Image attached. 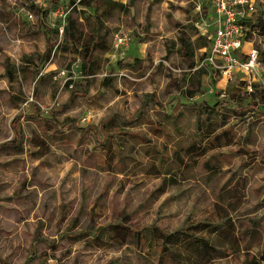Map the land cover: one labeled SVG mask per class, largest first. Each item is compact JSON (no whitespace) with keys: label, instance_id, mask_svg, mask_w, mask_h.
<instances>
[{"label":"rangeland","instance_id":"rangeland-1","mask_svg":"<svg viewBox=\"0 0 264 264\" xmlns=\"http://www.w3.org/2000/svg\"><path fill=\"white\" fill-rule=\"evenodd\" d=\"M81 1L0 0V12L7 11L0 15V264H158L157 250L149 260L133 238L118 248L121 242L91 233L112 222L175 230L204 221L218 202L229 208L231 185L224 187L234 173L249 178L245 201L232 212L240 238L254 220H261L260 232L250 261L242 244L213 264H253L264 244V84L249 95L237 80L190 68L178 38L191 39L192 61L199 60V45L209 42L197 35L195 8L201 3L210 12L206 0ZM109 2L124 7L111 9ZM255 3L251 23L264 19V0ZM68 17L78 20L81 42L94 46L86 73L75 52L81 43L57 36ZM118 32L130 36L129 47L151 42L144 60L126 58L112 68ZM253 39L264 67V37ZM200 77L198 108L228 100L213 119L223 113L237 140L201 162L221 168L218 175L171 160L178 144L197 138L195 109L181 101L192 102L185 94ZM239 98L242 117L232 110ZM237 146L258 154L252 172ZM169 175L177 184L165 190ZM148 243L141 241L143 248Z\"/></svg>","mask_w":264,"mask_h":264},{"label":"crops","instance_id":"crops-1","mask_svg":"<svg viewBox=\"0 0 264 264\" xmlns=\"http://www.w3.org/2000/svg\"><path fill=\"white\" fill-rule=\"evenodd\" d=\"M7 13L6 9H2L0 12V15L3 16V13ZM5 19L7 16H11V14H4ZM122 33V32H121ZM200 36V34H197ZM162 36L161 38H163ZM201 37V36H200ZM166 40L163 41L165 43ZM151 42H146L145 44H137L135 46H131L126 48L125 50L119 51L114 48V53L110 55L112 68H117V64L120 61L128 59L127 63H133V62H141L146 57V50L148 48V44ZM164 45V44H163ZM138 46L139 50H138ZM164 47V46H163ZM205 48V47H204ZM201 47L199 49L200 53L201 50L204 49ZM115 60V61H114ZM115 63V64H114ZM198 63V60L195 62V67ZM194 67V68H195ZM201 70V69H200ZM208 71V70H207ZM86 79H91L92 75H86ZM201 82L202 86V78H198V80ZM196 83V82H195ZM260 85V84H259ZM201 88V87H200ZM194 88L192 87L191 90ZM243 91L246 90V86L244 85ZM185 97H187L188 101H192L190 104H187L186 102L181 101L182 105H192V106H186V107H194L195 109V117H196V125H195V131L197 138L192 140L191 143L183 146L178 144L172 154H171V160L175 162H179V165H181L180 168H197L202 164V167L205 169V172L209 174H221L222 170L218 166L212 164L210 160H205L203 163L204 158H206L209 154L216 153L218 151H222L224 149H227L229 147H233L237 145V140L233 134L232 128H229V120L224 122L221 120H214L211 119V121H200L198 120V110L201 108L199 107V103H197L196 99H199L198 92L195 96L189 97L188 92H186ZM178 129V128H177ZM229 130L232 142L229 145ZM224 131H228L225 136H223ZM178 136L179 139H181L180 135H182V132L178 129ZM222 136L220 138H216L218 135ZM178 139V138H177ZM196 146L197 150H195L194 154L189 148L191 146ZM179 146V147H178ZM205 148L206 151L203 155H201V149ZM238 151L240 152V156L242 161H247L249 165L246 168V172H252L250 168L254 165V163L257 160L258 154H250L248 150H243V147L240 148L237 146ZM192 154V155H191ZM255 155V156H253ZM253 156L252 159L253 162L250 163L248 160V157ZM194 162L191 163L190 162ZM208 168H212V171L208 170ZM193 169V168H192ZM171 175H169L170 177ZM175 179V177L171 176L169 179H163L162 188L166 190V187H169V185H175L170 183H164V180H170ZM177 184V180H176ZM231 185V186H229ZM249 185V178L246 175H238V174H231L229 176V181L226 183L224 189L229 186V208L227 206L223 207L218 202L215 204L214 208L217 212H215V215L209 218H206L204 221H197V222H187L185 227L175 229V230H167L165 228H161L158 225L151 226L149 228H144L143 230L139 229H126L124 225L118 222H112L108 225H105L101 228H99L98 232L91 233V235L94 237L95 240L99 241H110V242H121L118 248H121L125 245L126 240L129 238H133L134 243H132L139 253H142L144 256H150L148 257L149 260H152L155 257H152L156 252H158V256L156 254L157 262L160 264L159 260L161 259V264H201L199 262L194 253L193 249L188 248V244H194L200 239H204L208 241L210 246L214 249V258L209 262L208 264H213L216 261L219 260H225L230 258L233 253L238 251L239 246L242 244H245V246H242V251L244 248H246L245 253L246 254V261H248L250 258H247V256H250L249 253H251V249L253 247V242L257 240V231L260 232V223L261 220H254L250 223V227L246 232L242 235L240 238L239 229L237 226V223L235 222V219L232 216V212L239 209L242 204L245 201L246 191L248 189ZM223 208L225 210H223ZM219 209V213H218ZM126 230L129 231V233L126 232ZM162 232L166 235L176 234V238L178 239L175 245H168V251H163L165 247V243L159 238H156V243H148L145 248H143V245L141 243H137V239L139 238L142 240H147L149 237L158 236ZM145 235V238H144ZM130 236V237H129ZM264 238V237H263ZM264 240V239H263ZM190 244V245H191ZM127 245V244H126ZM199 246V245H198ZM197 250V249H196ZM152 252V253H151ZM154 252V253H153ZM148 253V254H147ZM264 253V244L260 246L259 253L256 256V258L253 259V264L257 262L258 264H264V261H261L260 258ZM190 259V261H188ZM250 261V260H249ZM260 262V263H259ZM251 264V262H250Z\"/></svg>","mask_w":264,"mask_h":264},{"label":"built area","instance_id":"built-area-1","mask_svg":"<svg viewBox=\"0 0 264 264\" xmlns=\"http://www.w3.org/2000/svg\"><path fill=\"white\" fill-rule=\"evenodd\" d=\"M210 12L201 3L196 4L200 20L196 24L200 36L208 40V46L201 50L195 69L208 70L223 79L243 82L246 91L252 93L254 86L264 84V67L260 51L254 46L257 31L250 25V17L256 13L255 0H206ZM29 18L32 13L26 11ZM60 17L66 19L67 14ZM63 20L57 36L65 35ZM131 38L127 34H115L114 48L122 51L129 47ZM78 67V62L75 63ZM86 120V119H84Z\"/></svg>","mask_w":264,"mask_h":264},{"label":"trees","instance_id":"trees-1","mask_svg":"<svg viewBox=\"0 0 264 264\" xmlns=\"http://www.w3.org/2000/svg\"><path fill=\"white\" fill-rule=\"evenodd\" d=\"M208 5V2L205 1ZM82 4H85V1H81ZM87 5H89V3H86ZM109 5L111 7V9L113 8H121L123 9V5L120 4L119 2H109ZM206 11V10H205ZM68 23L66 25V30H65V38L67 39V41H69L72 45H75L77 42L81 43V47L80 50L79 49H75V52L79 55L82 56L83 58V62L84 64V73H86V68H87V64L86 61L91 57L93 51H94V46L92 45V40L86 41V42H81L82 37V31L80 30V24L78 22V20L76 19H71V17H68ZM251 27L253 30L257 31L258 35H262L264 37V19H260L258 22L256 23H250ZM180 27V26H179ZM206 39V38H205ZM179 42L181 43V45L183 46L184 50H185V55L187 56L188 59L191 60L190 62V68H194L195 67V62L192 61V53H193V48L191 45V39L189 37H187L186 34L180 33V37L178 38ZM98 43V44H97ZM96 45H100V42H97ZM208 45H199V48L201 47H207ZM262 54V59L264 60V52H261ZM200 74L201 72L203 73V70H197ZM87 75V74H85ZM193 83V90L188 92V96L189 97H193L196 95V93L199 91L200 87H201V82H197ZM240 89L242 90L244 87V83L240 82ZM246 91V90H244ZM249 95H252V93H256L258 92L257 90V86H254V91L252 93L246 91ZM261 99V98H260ZM262 100V99H261ZM260 100V101H261ZM228 100H224L223 102L218 101L216 104L211 105L209 104L206 109L202 110L199 109L198 110V120L200 121H211V119H213L214 117H216V114H218L217 110L218 109H225L226 108V104H228ZM251 103V102H250ZM245 107V104L242 102V98H239V100L237 101V104L235 107L232 108V110L234 111V113H236V115L239 116H243L244 112L243 109ZM219 117L221 118V121H228L226 120L227 118L224 116V114L222 113L221 115H219ZM230 130H229V145L232 142L231 139V135H230ZM226 133H228V131H224L223 136L226 135ZM222 136V134L218 135L216 138H220ZM198 149H201V155H203L206 151V147L205 148H200L198 147ZM189 150H191L193 152V154L195 153L194 151L197 150L196 146H191L189 148ZM192 155V154H191ZM208 170L212 171V168H208ZM164 183H170V184H176V180L174 179H170V180H164ZM176 234H163L162 232H160V234L158 236H154L153 237H149V239L147 238V242L150 243H156V238H159V240L163 241L165 243V247L163 249V251L166 248V251H168V245L169 244H173L175 245V243L177 242V238L175 237ZM137 243H141V240L138 238L137 239ZM191 244V243H190ZM188 244V248L193 249V253L196 257V259L201 262V264H208L209 262H211V260L214 258V249L212 248V246H210V244L208 243V241L204 240V239H200L197 242H195L194 244ZM199 245V246H198ZM197 249V250H196ZM162 259V258H161ZM161 259L159 260L160 264H161ZM261 261H264V253L260 258ZM190 261V259L188 260ZM260 263V262H259Z\"/></svg>","mask_w":264,"mask_h":264}]
</instances>
